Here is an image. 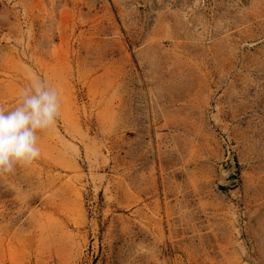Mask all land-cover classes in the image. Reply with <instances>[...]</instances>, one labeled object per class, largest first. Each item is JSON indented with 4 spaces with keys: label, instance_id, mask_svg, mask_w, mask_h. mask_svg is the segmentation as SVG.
Masks as SVG:
<instances>
[{
    "label": "rangeland",
    "instance_id": "374dc122",
    "mask_svg": "<svg viewBox=\"0 0 264 264\" xmlns=\"http://www.w3.org/2000/svg\"><path fill=\"white\" fill-rule=\"evenodd\" d=\"M36 77L0 264H264V0H0V107Z\"/></svg>",
    "mask_w": 264,
    "mask_h": 264
},
{
    "label": "clouds",
    "instance_id": "9594fccd",
    "mask_svg": "<svg viewBox=\"0 0 264 264\" xmlns=\"http://www.w3.org/2000/svg\"><path fill=\"white\" fill-rule=\"evenodd\" d=\"M60 114L58 90L39 77L21 90L14 108L0 107V176L40 159V133L54 131Z\"/></svg>",
    "mask_w": 264,
    "mask_h": 264
}]
</instances>
